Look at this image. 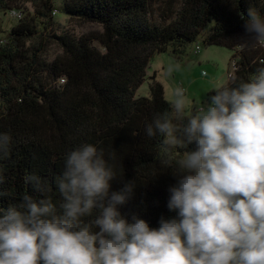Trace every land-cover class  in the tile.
<instances>
[{"label":"trees","instance_id":"trees-1","mask_svg":"<svg viewBox=\"0 0 264 264\" xmlns=\"http://www.w3.org/2000/svg\"><path fill=\"white\" fill-rule=\"evenodd\" d=\"M21 3H30L33 15L21 16L0 38V132L13 138L8 156L0 159V206L18 203L25 193L37 195L24 182L29 173L42 178L56 201L55 179L67 152L86 142L113 157L118 173L113 189L136 181L135 198L121 208L129 221L137 216L155 228L162 216L173 218L166 205L175 180L162 173L163 138L144 132L172 103L153 78L148 96L135 97L136 91L153 56L179 61L204 31L205 47L231 53L226 84L246 81L264 66V47L243 42L239 13L251 8L264 14V0H161L155 18L150 0H61L68 18L100 26L79 37L50 32L53 0H0V11L16 12ZM43 32L61 52L51 62L42 59L43 49L25 47L36 37L42 41ZM199 52L196 45L194 53ZM232 61L236 70L228 78ZM179 88L185 94L182 84Z\"/></svg>","mask_w":264,"mask_h":264},{"label":"clouds","instance_id":"clouds-1","mask_svg":"<svg viewBox=\"0 0 264 264\" xmlns=\"http://www.w3.org/2000/svg\"><path fill=\"white\" fill-rule=\"evenodd\" d=\"M239 16L243 42L264 47V14ZM171 109L144 132L163 138L173 218L155 228L129 221L121 208L135 198L136 181L113 189V157L81 143L55 179L56 201L29 173L24 182L37 195L0 206V264H264V66L246 81L216 84L196 108L176 88ZM12 142L0 132V159Z\"/></svg>","mask_w":264,"mask_h":264},{"label":"rangeland","instance_id":"rangeland-1","mask_svg":"<svg viewBox=\"0 0 264 264\" xmlns=\"http://www.w3.org/2000/svg\"><path fill=\"white\" fill-rule=\"evenodd\" d=\"M150 2L153 5L152 9L155 10V18L159 15L161 0H150ZM53 4L56 13L54 16L51 14L52 26L50 32L52 34L60 35L65 32L79 37L100 31V26L97 24L68 18L60 10L61 0H53ZM12 12L13 10L0 11L1 39L5 38L11 28L21 21L16 19ZM16 12L20 13L22 20H24L28 16L31 17L33 15V8L30 3H21ZM43 33L46 35L45 32ZM205 35L206 31L201 33L194 43L187 45L179 61L173 60L167 54L153 56L145 70L144 83L136 91L135 97L148 96V84L151 82L150 78H153L156 83L161 85L164 98L170 103L173 101L174 90L179 88V84H182L189 106L196 108L201 106L208 92L213 90L216 84H226L231 53L225 48L205 47L202 43ZM41 38L42 41L40 37L28 41L25 47L30 50L38 47L43 49L42 59L46 62H51L61 53L60 49L54 41L49 39V36L46 35ZM92 45L101 49L97 42H93ZM196 45L200 47V52L197 54L194 53ZM203 72L205 75H202Z\"/></svg>","mask_w":264,"mask_h":264},{"label":"built area","instance_id":"built-area-1","mask_svg":"<svg viewBox=\"0 0 264 264\" xmlns=\"http://www.w3.org/2000/svg\"><path fill=\"white\" fill-rule=\"evenodd\" d=\"M55 11H53V16L55 15ZM12 14H13V16L16 18V19H20L21 18V14L20 13H17V12H15V11H13L12 12ZM196 50L198 51L199 50V48L198 47H196ZM230 71H229V73H228V78H232L233 77V75H234V71L236 70V65H235V62L234 61H232L231 63H230Z\"/></svg>","mask_w":264,"mask_h":264}]
</instances>
